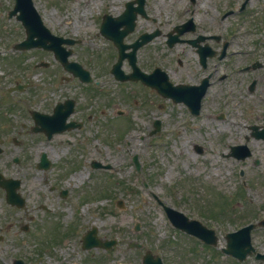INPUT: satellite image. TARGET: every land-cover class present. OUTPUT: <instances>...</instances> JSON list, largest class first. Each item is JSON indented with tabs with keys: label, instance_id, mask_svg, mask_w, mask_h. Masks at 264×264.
Returning a JSON list of instances; mask_svg holds the SVG:
<instances>
[{
	"label": "rangeland",
	"instance_id": "obj_1",
	"mask_svg": "<svg viewBox=\"0 0 264 264\" xmlns=\"http://www.w3.org/2000/svg\"><path fill=\"white\" fill-rule=\"evenodd\" d=\"M87 1L35 0L34 2L57 33L80 36L85 39L93 38L89 41L93 44L91 48L96 44L95 51L89 47L83 48L82 51L87 49L88 55H94L95 61L90 63V65H95V63L98 64L101 61L99 56L105 50H103V46L99 42L100 39L95 37L97 31L93 20L96 19V14L93 12V8L97 9L96 4L98 2L97 0H90V3H87ZM175 1L178 0L160 1V4L166 5ZM231 1L233 0H205L204 16L208 19L215 18L214 13L224 10ZM235 1L237 2L238 0ZM11 2L12 0H0V50L9 51L12 43L19 39L21 35L23 36L22 28L19 25L18 27L15 25V20L7 21V11L5 12V10L11 7V5L9 6ZM263 3L264 0H253L251 5L256 12L257 7L263 5ZM208 6H212L211 9ZM86 7H89V12L83 15L82 13ZM262 8H264V5ZM262 8L260 7L257 10L259 11L257 21L254 15L255 12L243 18L248 19V24L251 27L247 34L251 35L250 38L254 41L255 45L253 44L249 47L253 51L245 54L243 43L240 39H235L232 42V48L238 50V45L243 50L240 53H235L234 57L232 56V50H228L227 58L233 60H224L229 61V66L224 67L222 72L227 70L231 77L225 83L221 82L220 86L213 89V92L208 96V101L200 117L191 118L185 123V120L182 121L185 118L183 108L180 110L178 107L171 106L166 111H160L156 106L150 110L151 112H145L144 110L147 108L145 103L137 106L133 102L127 101L123 105L130 110V124L134 128L131 132L133 138L127 144L124 140L120 141L119 137H114L120 135L121 131L116 132L111 128L113 127L117 130L125 129V132H127L128 125L123 123L122 120L123 124L115 122L109 124L110 127H108L111 109H108V112L104 114L105 111L101 112L102 108L98 107V105L105 104L103 102L106 99L105 95L109 96L111 94V97H117L118 93L106 88L103 91L102 99L96 98L94 101L92 106L95 111L89 113L94 118L88 123L87 130L88 132L90 131V139L98 137L94 139L92 144L84 140L85 142L81 147L83 151L77 150L75 152V147H73L70 152L77 160L85 153L87 158L89 157V161L90 158L97 157L101 161L111 163L115 167L114 171L104 174L103 177H99V174L87 173V177L91 178L90 185L83 190L81 183H73V185H77L75 188L77 193L83 191L85 196L87 192H92L91 199L90 196L88 197L90 211L95 209L94 207L101 208L95 214L97 218L94 219L93 223L100 227L99 234L108 236V238L117 237L120 240V244L117 247L111 248L110 252L106 254L105 252L103 255L101 254L104 264H141L143 254L148 250L162 256L166 264H234L232 259L226 260L224 256H221V258L215 256V254L220 253L219 251L223 247H226L225 234L236 231L249 223L256 224L257 214L264 219V141L249 137V130L246 127L248 122L264 123V40L261 38L258 42L256 41L259 35L264 32V9ZM261 9L262 14L260 13ZM242 12L245 11L242 10ZM119 13L120 11L115 10L114 17H119ZM236 18L237 14L228 17L225 28L232 30V24L239 19ZM67 19L72 21L64 24ZM260 24H263V26H259ZM225 36L228 37L227 32ZM78 49L80 50V48ZM183 54L184 49L180 47L177 53L166 56V48L160 43L153 48L149 47L143 50V55L146 58L147 56L152 57L151 59L155 57L165 62L173 61L179 55L183 56ZM39 57L49 58L48 55L29 53L25 56V63L29 67ZM250 58H258L262 63L261 68L239 71L242 66L244 69ZM10 60L14 61V64H11ZM17 62V57L9 59V62L1 60L0 77H7L8 82H11L14 77L24 79L28 74L34 75L38 73L40 75L38 71L32 72L28 68L22 69V67L15 66ZM102 74H99V76H102ZM42 77L40 75L38 79L41 80ZM253 80L257 81V85L255 90L250 93L247 87ZM36 91L35 85H31L28 93L19 96L20 108L28 109L39 102L40 97L35 96ZM114 103L120 105L117 98L114 99ZM219 105L230 107L227 110L229 111L228 116L223 120L215 118L219 109H221ZM208 114H214L212 119L207 117ZM154 117H160L164 124L160 134L150 137L149 133L153 129L150 123ZM191 121L193 122L192 126L190 124ZM206 122L211 123L208 125ZM202 123H205L203 129L201 128ZM217 129L222 133L217 132ZM18 134L19 140L28 142L30 145L37 143V138L35 136L32 137L25 131L21 130ZM121 137L123 138V136ZM246 137H248L247 140ZM226 142H230L231 145L246 143L253 152L252 158L244 162L225 158L221 153L228 152L223 147ZM196 145L203 146L201 154L195 152ZM23 149L24 153L21 155H31L27 148L24 147ZM134 154H137L144 164V168L139 173L133 165ZM32 158H35V155ZM257 159L260 161L259 165H255ZM211 161L213 164L218 163V168L214 167V169ZM240 168L245 171L243 180L238 175ZM212 170L214 172H211ZM149 172L153 173V175L149 176ZM195 172L198 175H195ZM194 175L199 176L197 179L200 178L202 183L208 184L207 189L213 187V193L212 190L209 191L202 187L201 182L198 183L197 180H194ZM175 180L180 183L179 190L174 188ZM69 182V179H65V183ZM144 182L149 187H144ZM243 183H245L247 191L240 193V201L238 200V195L235 200L237 202L236 205L230 208L231 211L229 210L224 215H221L218 218L219 221H210L198 215L197 210L203 214H205L203 210L208 211L209 202L210 213L222 211L221 209L218 210L215 205L223 202L230 204L232 198L230 195L235 193L237 188ZM196 185L198 189H196ZM98 187H102L104 191H107L106 194L109 192L107 195L102 194L106 199L104 202L94 201V197L99 191ZM28 192L30 194L28 208L30 209V215H34L31 222L34 226V233L36 234V232L40 231L39 237L44 234L42 231L45 227L48 228L47 225H56V220L54 215H51L49 216L51 220L48 221L47 218L49 217L44 216L43 211L35 209L41 202H47L46 197H43V194H46L45 190L29 189ZM176 192H178V197L181 196L180 192H183L182 198L186 199V202L183 203L184 208L179 209L189 212L193 208L191 215L201 219L208 227L213 228L219 237H222L217 249L212 250L197 244L198 242L194 245L191 239L183 238L184 236L181 237L182 235L179 237L178 233L174 231L175 229L170 226L161 209L156 205L153 195L162 200L169 198L168 201H170V197L175 196ZM224 194L229 195V199L223 196ZM220 195H222L223 199L220 198ZM244 198L253 208H249L247 203L242 202ZM119 201H122L123 209H118ZM100 203H103L104 208ZM60 209L66 213L59 219L60 226L64 228L66 225L64 220H68L70 216V207L68 204H63ZM64 216L66 217L64 218ZM27 218H30V216L28 215ZM17 219L22 220L21 217ZM137 220L141 222V231L134 234L133 228ZM17 228L20 230L19 225H17L16 229L14 228V241L19 240L21 237L26 238L31 234V232L21 234ZM82 231L84 232L85 229H82ZM38 237L34 242H30L29 246L42 250L46 245L41 246ZM130 240L142 242L145 247L139 251L129 250L127 245ZM12 244L14 245V250H21L13 242ZM252 244L256 253L264 256V227L257 226L253 231ZM74 248H78L77 242L69 245L67 252L71 249L74 250ZM256 253L239 264H264V260L257 259ZM83 254L86 255V253ZM91 254L96 256V253L90 252L89 255Z\"/></svg>",
	"mask_w": 264,
	"mask_h": 264
},
{
	"label": "flooded vegetation",
	"instance_id": "obj_2",
	"mask_svg": "<svg viewBox=\"0 0 264 264\" xmlns=\"http://www.w3.org/2000/svg\"><path fill=\"white\" fill-rule=\"evenodd\" d=\"M122 3V11H126V5L127 4H132L133 5V10L134 13L138 16L137 19V24L141 21L146 20V24H149L151 26H146L148 27L144 32H154L153 30H158V27L162 26V23L159 22V18L162 17V15H168L172 16L173 18H176L172 24L170 25L169 30L175 28L176 26L182 25L183 23L181 22L180 18L183 15L190 14V20H191V25H190V32L185 36V39L188 41H194L198 45H200L199 42L201 43H209L210 40H207L205 42V39L207 37H211L210 35V30L209 26L207 25L206 21L204 19H198L196 20L195 18V13L197 9L195 8H185L183 1L184 0H178L175 2H172L171 4L168 3L166 5H161L160 1H166V0H119ZM195 2V1H194ZM146 15L149 17L143 18L142 15ZM156 16V17H155ZM136 24V26H137ZM160 30V29H159ZM206 31V32H205ZM161 33V31H160ZM162 36V35H161ZM196 40V41H195ZM134 41H136V38L134 39H129L128 37L125 38V42L128 44H132ZM218 41V40H216ZM209 61V60H208ZM176 64V72H174V77L175 79L173 80L176 84L178 85H185V86H192L194 88H197V90H203L206 87V84H208L207 81V76L204 74V71L206 68L202 67L200 61L197 63L193 62H183L180 60H177L175 62ZM208 65V63H207ZM147 73H151L153 70H148V66L143 67ZM200 70V71H199ZM177 79L179 81L177 82ZM129 85H132L133 87H136L137 89H143L147 90L151 93H156L154 90L151 88L143 86L141 83H133V82H128ZM199 86H202L199 88ZM196 90V89H195ZM208 91V88H206ZM68 95L63 97V101L68 99ZM73 100V99H72ZM75 101V100H74ZM79 112V106L77 105L75 101V112L73 116L75 117ZM121 112V111H120ZM4 193L0 190V203L1 206L4 208H8L9 210L14 212V207H8L5 204V199H4ZM9 229H6L5 227H0V234H11L14 233V224L10 223L9 224ZM6 230V232L4 231Z\"/></svg>",
	"mask_w": 264,
	"mask_h": 264
},
{
	"label": "bare ground",
	"instance_id": "obj_3",
	"mask_svg": "<svg viewBox=\"0 0 264 264\" xmlns=\"http://www.w3.org/2000/svg\"><path fill=\"white\" fill-rule=\"evenodd\" d=\"M85 177H86V176H85L83 173H81V174L76 175V176L74 177V179H76V180H83Z\"/></svg>",
	"mask_w": 264,
	"mask_h": 264
}]
</instances>
